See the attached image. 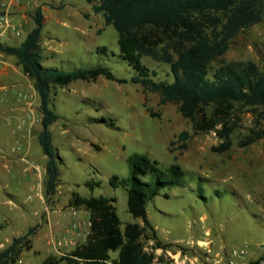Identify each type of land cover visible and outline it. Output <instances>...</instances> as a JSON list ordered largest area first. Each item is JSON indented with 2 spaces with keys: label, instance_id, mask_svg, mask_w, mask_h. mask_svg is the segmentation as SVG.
Listing matches in <instances>:
<instances>
[{
  "label": "rangeland",
  "instance_id": "obj_1",
  "mask_svg": "<svg viewBox=\"0 0 264 264\" xmlns=\"http://www.w3.org/2000/svg\"><path fill=\"white\" fill-rule=\"evenodd\" d=\"M4 1L9 19L22 32L18 38L0 39L2 44L18 46L34 26L37 5L43 6V67L62 71L103 67L126 83L100 76L51 89L50 108L58 119L49 131L58 182L54 194L47 196V157L38 142L39 96L16 59L0 54V252L35 226L30 250L22 251L14 264H42L49 256L68 253L83 243L89 212L69 206L73 194L114 198L121 229L127 223H140L127 211L125 188L113 189L109 184L112 176L129 178L128 158L136 154L155 160L162 171L177 165L183 172L146 205L162 248L154 249L149 231L141 242L145 251L154 252L156 261L264 264L259 260L264 252V138L245 148L238 145L249 128H264V119L259 126L255 115L243 109L240 128L232 133V146L226 152L212 151L220 142L214 132L194 135L182 148L177 136L183 131L191 134V122L175 104H161L158 94L131 83L136 72L120 57L118 34L92 11L93 2ZM220 60L253 61L264 72V22L238 34ZM141 63L155 72L154 80L172 82L168 65L149 57ZM139 179L157 181L151 174ZM58 240L67 245L54 246Z\"/></svg>",
  "mask_w": 264,
  "mask_h": 264
},
{
  "label": "trees",
  "instance_id": "obj_2",
  "mask_svg": "<svg viewBox=\"0 0 264 264\" xmlns=\"http://www.w3.org/2000/svg\"><path fill=\"white\" fill-rule=\"evenodd\" d=\"M92 10L101 14L106 25L118 34L119 54L136 74L131 83L145 92L158 94L160 103L177 106L180 115L191 122V134L181 132L177 140L185 142L194 135L214 132L219 144L212 151L223 153L232 146L231 135L240 128L243 109L255 115L257 125L264 119V72L253 61H221L231 41L242 31L264 22V0H87ZM41 7L32 15L33 28L18 46L0 42V54L16 59L22 72L33 82L40 100L41 131L38 142L47 157L46 195L54 194L58 182L56 155L49 127L58 119L50 108L53 87H65L75 81L92 82L102 76L117 83L106 68L62 71L43 67ZM98 51H105L98 48ZM143 57L169 67L172 82L154 80L142 63ZM216 64L213 66V64ZM264 138V128H249L238 143L245 148ZM130 176L119 180L112 176L113 189L125 188L127 211L140 223H127L121 229L114 198H81L73 194L69 206L89 212V232L83 243L60 256H49L42 264H160L154 252L145 251L141 242L146 231L155 247L162 248L152 227L146 205L158 195L165 183L174 184L183 172L177 165L162 171L155 160L144 155L128 158ZM157 178L155 184L143 182L139 176ZM171 176L174 179H168ZM97 183H86L92 187ZM37 226L17 238L0 252V264H14L22 251L31 248V237ZM113 253H117L113 256ZM264 261V252L259 258ZM258 264V263H256Z\"/></svg>",
  "mask_w": 264,
  "mask_h": 264
},
{
  "label": "built area",
  "instance_id": "obj_3",
  "mask_svg": "<svg viewBox=\"0 0 264 264\" xmlns=\"http://www.w3.org/2000/svg\"><path fill=\"white\" fill-rule=\"evenodd\" d=\"M21 26L11 22L7 13V4L4 0H0V39L10 40L18 38L21 35ZM22 97V96H21ZM54 246L67 245L65 240L53 242Z\"/></svg>",
  "mask_w": 264,
  "mask_h": 264
},
{
  "label": "crops",
  "instance_id": "obj_4",
  "mask_svg": "<svg viewBox=\"0 0 264 264\" xmlns=\"http://www.w3.org/2000/svg\"><path fill=\"white\" fill-rule=\"evenodd\" d=\"M89 3V2H88ZM89 4H91V3H89ZM37 7H41V10H42V14H43V6H39V5H37ZM57 9H58V7H56ZM93 11V10H92ZM96 14V13H95ZM44 17V16H43ZM85 17L87 18V17H89V15L88 14H86L85 15ZM43 22H44V20H43ZM41 48H42V45H41Z\"/></svg>",
  "mask_w": 264,
  "mask_h": 264
}]
</instances>
